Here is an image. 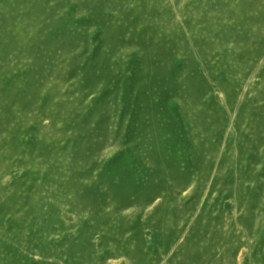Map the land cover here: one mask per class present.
I'll return each mask as SVG.
<instances>
[{"label":"rangeland","instance_id":"374dc122","mask_svg":"<svg viewBox=\"0 0 264 264\" xmlns=\"http://www.w3.org/2000/svg\"><path fill=\"white\" fill-rule=\"evenodd\" d=\"M0 264H264V0H0Z\"/></svg>","mask_w":264,"mask_h":264}]
</instances>
